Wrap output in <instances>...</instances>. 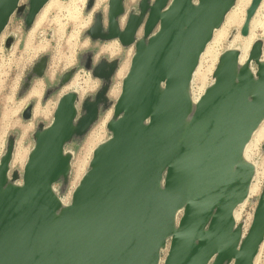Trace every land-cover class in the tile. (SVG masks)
Wrapping results in <instances>:
<instances>
[{
    "label": "water",
    "instance_id": "obj_1",
    "mask_svg": "<svg viewBox=\"0 0 264 264\" xmlns=\"http://www.w3.org/2000/svg\"><path fill=\"white\" fill-rule=\"evenodd\" d=\"M48 1L28 0V27ZM194 1L141 0L139 14L127 16L123 29L125 0H109L107 28L97 16L88 30L92 40L130 47L143 33L108 124L111 138L95 151L64 210L54 191L70 178L64 150L97 121L107 86L83 103L81 116L74 95L60 100L51 125L34 135L21 187L8 181L7 150L0 161V264H160L163 256L164 264L254 263L264 242V189L243 241L234 211L254 175L244 151L264 121L262 43L240 70L237 53L222 56L214 85L189 120L194 72L235 3ZM261 1H252L249 18ZM20 2L0 0V36L24 10ZM241 34L247 36V26ZM45 66L44 59L39 76ZM116 67L103 61L93 75L110 82Z\"/></svg>",
    "mask_w": 264,
    "mask_h": 264
},
{
    "label": "rangeland",
    "instance_id": "obj_2",
    "mask_svg": "<svg viewBox=\"0 0 264 264\" xmlns=\"http://www.w3.org/2000/svg\"><path fill=\"white\" fill-rule=\"evenodd\" d=\"M90 1L55 0L48 12L42 14L43 19L40 15L34 25L28 27L25 23L28 0H22L24 10L11 18L0 38V158L11 149L10 178L13 184L22 182L23 167L34 146V135L51 122L57 102L69 92L68 88L77 89L82 97L78 104L79 116L84 113L82 105L85 101L94 102L97 94L104 87L108 88L106 101L99 105L97 121L84 136L74 138L66 146L74 153L73 172L68 182L61 180L55 188L67 202L71 200L80 176L89 170L94 148L111 136L108 124L114 118V106L120 94L125 68L134 52L133 47H122L116 41L90 38L88 30L94 25L97 16L102 17L107 28L108 0H94L92 7ZM140 1L124 2L127 16L132 12L139 14ZM256 20L258 25L253 29L255 38L252 44L257 39L264 40V5ZM120 21H125V17L120 18ZM224 25L222 35L216 38L217 42L214 41L210 53L202 61V72H206L210 80H207V86L211 83L219 56L228 50L232 40L244 38L240 35L241 27L233 20H226ZM139 37H143L142 32ZM44 59L46 66L43 75L39 76L36 68ZM103 61L117 63L110 82L93 75L95 68ZM66 76L68 81L64 83ZM199 85L197 80L196 86ZM28 107L31 113L26 117ZM251 156L263 164L264 170V140L251 149ZM263 185L264 175L259 193L245 205L238 219V222L246 224V229L252 221ZM258 264H264V246Z\"/></svg>",
    "mask_w": 264,
    "mask_h": 264
},
{
    "label": "bare ground",
    "instance_id": "obj_3",
    "mask_svg": "<svg viewBox=\"0 0 264 264\" xmlns=\"http://www.w3.org/2000/svg\"><path fill=\"white\" fill-rule=\"evenodd\" d=\"M22 1V0H21ZM54 1L55 0H49L48 3L44 6V8L39 12V14L36 16V18H40V15H41V18H42V14H46V11L48 10L49 7H51L53 4H54ZM81 1V0H80ZM84 1V0H83ZM126 1V0H125ZM252 1L253 0H235V3H234V6L232 7V9L226 14L225 18H224V22L222 24V26L217 29L216 31H214L213 33V37L211 39V41L209 42V44L206 46L204 52L202 53L201 57H200V60H199V63H198V67L196 68L195 72H194V75H193V78H192V83H191V87L189 89V97L191 99V103H192V113L189 117V120L192 118L194 112H195V109H196V106L199 102V100L201 99V97L206 93V91L214 85V82H215V79L213 78V74L216 70V68L218 67L219 63H220V60L222 58V56L226 53V52H229V51H232V52H235L238 54V61H237V68L238 70L242 69L243 66L248 62L249 60V56H250V52L252 50V47L254 46L255 43H262V49H261V56H260V64H264V40L263 39H257L253 44H252V41L253 39L255 38L254 36V33H253V29L258 25L257 24V16L258 14L260 13L263 5H264V0H262L258 6V8L256 9V11L254 12V14L252 15V17L249 18L248 16V11L251 7V4H252ZM198 0H195L194 1V4H197ZM108 3H109V0H108ZM82 4V3H81ZM18 8H22V5H21V2L18 6ZM50 10V9H49ZM107 11H108V4H107ZM48 12V11H47ZM134 14H136L135 12H132ZM46 17V16H45ZM125 17V21H120V28L123 29V26L125 25V22L127 20V15L125 14L124 15ZM36 18L34 20V23L36 21ZM44 18V17H43ZM42 18V19H43ZM226 20H233L234 23L238 26V27H241V30L244 26H247L248 27V34L247 36H242V34L240 33V35L244 38H235L234 40H232L230 42V45L228 47V50H225L218 58V61H217V64L215 66V69L213 71V74H212V77H211V83L208 84L207 86V80H209L207 77H206V72H202V61L203 59L206 57V55H208L210 53V50H211V46L212 44L214 43V41L216 40L217 42V37L221 36L222 35V32H223V26H225V21ZM33 23V25H34ZM229 24H231L229 22ZM257 24V25H256ZM38 26V25H37ZM228 27V26H227ZM226 27V28H227ZM256 29V28H255ZM157 31V29L155 30ZM154 31V32H155ZM142 32V30L138 33V35ZM264 32V31H263ZM137 35V37H138ZM1 38V36H0ZM220 38V37H219ZM222 38V37H221ZM139 39H141L140 37L136 39V41L129 47H133V51L132 52V55H131V58L129 60V62L127 63L126 65V71H125V74L122 78V84H121V88H120V94L118 96V98L116 99V102L118 101L120 95H121V92H122V87H123V82L124 80L126 79L129 71H130V67H131V63H132V59L135 55V52H136V44L137 42L139 41ZM116 41L119 45L120 43L118 42V40H114ZM222 41V39H221ZM219 42V41H218ZM216 45H219L218 43H216ZM214 47V46H213ZM214 49V48H213ZM216 53V52H215ZM218 53V52H217ZM218 55V54H217ZM217 55H216V58H217ZM213 56V55H212ZM214 58V57H213ZM212 59V58H211ZM216 61V60H215ZM213 63V62H212ZM212 65V64H211ZM209 70V69H208ZM250 70L251 72L253 73L254 76H256L257 74V70L256 69H253V67H250ZM209 73V71H207ZM211 72V71H210ZM199 80V86H196V81ZM210 81V80H209ZM77 89H72V88H68V91L67 93L63 94L58 102H57V105H56V108H55V111L57 109V106L60 102V100L68 95V94H72L75 96L76 100H77V105L78 103L81 101L82 97L80 95V93L78 91H76ZM115 102V103H116ZM77 107V106H76ZM30 109L29 107L27 108V110ZM55 111L52 115V119H51V122L46 125L44 128H48L53 119H54V115H55ZM111 136L101 142L100 144H98L93 152H92V157H91V160L89 162V167L92 163V160H93V156H94V153L95 151L97 150L98 147H100L101 145L107 143L109 140H110ZM264 140V121L261 123V125L259 126V128L255 131V133L253 134L252 136V139L250 140V142L247 144L246 148H245V151H244V155H243V161L247 164H249L250 166H252L253 170H254V175H253V179H252V182H251V185H250V189H249V192H248V197L246 198V200L240 204L234 211V220H235V227L237 229H240L241 231V240L243 241L246 236H247V233L250 229V226L252 224V221L249 225V227L246 229V224L245 223H241V222H238V219L239 217L241 216V214L243 213L244 211V208H245V205L250 201V199L254 196H256L259 191H260V184H261V180H262V175H264V170H263V164L259 163L257 160H254L251 156V149L253 147H256L260 144V142H262ZM34 149V146L32 147V149L29 151L28 155H27V158H26V162L24 164V167H23V173H24V169H25V166L28 162V159H29V156L31 155L32 151ZM64 155L69 157L70 158V166H69V176H71L72 172H73V160H74V153L73 151L71 150H68V149H65L64 150ZM254 155V154H253ZM4 155L1 156L0 158V161L2 159ZM11 163L10 162V165H9V174H8V181L10 179V170H11ZM78 172H80V170H78ZM83 173V172H82ZM87 171L84 172L82 174V176H80V178L78 179V184L77 186L74 188L72 194H71V200L69 202H67V199H62L57 193H56V188L54 186V191L55 193L57 194V197H58V200H59V203H60V210H64L66 209L67 207H69L73 201V196H74V193L75 191L77 190V188L79 187L82 179L84 178V176L86 175ZM23 185V181L20 183V184H17L16 186H19L21 187ZM264 189V185L261 189V192H260V195L259 197L261 196L262 194V191ZM255 212V211H254ZM182 215V213H181ZM254 216V214H253ZM181 217V216H180ZM252 220H253V217H252ZM177 226H178V223H177ZM264 246V242L262 243V245L260 246L259 250H258V254L256 256V258L254 259V263L253 264H258V261L260 259V256H261V251H262V248ZM169 249H170V246L169 245H166V248L163 249V252H166V255L168 254L169 252ZM215 258L212 259V261L210 262V264H213ZM164 261H165V257H161V262L160 264H164ZM229 264H234V261L231 260L229 262Z\"/></svg>",
    "mask_w": 264,
    "mask_h": 264
},
{
    "label": "built area",
    "instance_id": "obj_4",
    "mask_svg": "<svg viewBox=\"0 0 264 264\" xmlns=\"http://www.w3.org/2000/svg\"><path fill=\"white\" fill-rule=\"evenodd\" d=\"M22 2V1H21Z\"/></svg>",
    "mask_w": 264,
    "mask_h": 264
},
{
    "label": "flooded vegetation",
    "instance_id": "obj_5",
    "mask_svg": "<svg viewBox=\"0 0 264 264\" xmlns=\"http://www.w3.org/2000/svg\"><path fill=\"white\" fill-rule=\"evenodd\" d=\"M96 69V68H95Z\"/></svg>",
    "mask_w": 264,
    "mask_h": 264
}]
</instances>
